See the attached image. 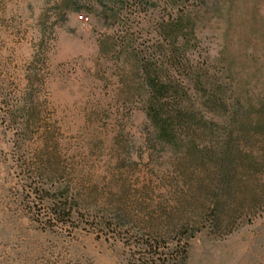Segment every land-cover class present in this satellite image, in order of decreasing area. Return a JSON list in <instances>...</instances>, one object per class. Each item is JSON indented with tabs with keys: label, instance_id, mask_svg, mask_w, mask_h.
Here are the masks:
<instances>
[{
	"label": "rangeland",
	"instance_id": "1",
	"mask_svg": "<svg viewBox=\"0 0 264 264\" xmlns=\"http://www.w3.org/2000/svg\"><path fill=\"white\" fill-rule=\"evenodd\" d=\"M64 1L0 0V264H162L139 222L114 233L81 216L64 224L36 188L72 183L103 201L118 191L111 182L120 161L136 164L137 189L163 164L159 150L149 158L145 91L132 53L158 39L161 8L116 18L99 0H72L68 8ZM198 36L201 59L224 55L252 76L264 69V0L212 1L200 13ZM123 40L127 48L115 45ZM31 111L37 118L23 125ZM46 147L65 172L36 178ZM99 201L88 203L95 209ZM174 256L167 264H264V212L223 237L203 230L185 261Z\"/></svg>",
	"mask_w": 264,
	"mask_h": 264
},
{
	"label": "trees",
	"instance_id": "2",
	"mask_svg": "<svg viewBox=\"0 0 264 264\" xmlns=\"http://www.w3.org/2000/svg\"><path fill=\"white\" fill-rule=\"evenodd\" d=\"M99 1L116 18L159 7L163 13L154 44L132 50L145 91L140 102L149 158L161 151L162 169L137 189L130 174L136 164L120 161L111 182L118 191L103 201L72 183L36 188L64 224L81 216L94 229L114 233L137 221L146 247L164 255L162 264L173 255L185 261L190 240L203 230L223 237L264 212V77H256L262 68L250 76L237 72L224 55L215 62L196 55L200 13L214 0ZM71 5L66 0L63 8ZM115 45L127 48L124 40ZM24 118L23 125L37 116L31 111ZM61 164L46 147L31 171L36 178H55L65 172ZM89 200L100 202L94 205L98 211Z\"/></svg>",
	"mask_w": 264,
	"mask_h": 264
},
{
	"label": "built area",
	"instance_id": "3",
	"mask_svg": "<svg viewBox=\"0 0 264 264\" xmlns=\"http://www.w3.org/2000/svg\"><path fill=\"white\" fill-rule=\"evenodd\" d=\"M80 19H84V16H83V15H81V16H80Z\"/></svg>",
	"mask_w": 264,
	"mask_h": 264
}]
</instances>
